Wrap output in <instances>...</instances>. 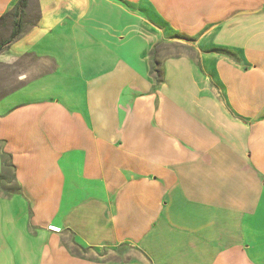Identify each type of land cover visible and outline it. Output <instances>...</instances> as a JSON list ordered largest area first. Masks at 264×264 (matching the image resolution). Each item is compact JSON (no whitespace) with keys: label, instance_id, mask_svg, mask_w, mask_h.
<instances>
[{"label":"crops","instance_id":"obj_1","mask_svg":"<svg viewBox=\"0 0 264 264\" xmlns=\"http://www.w3.org/2000/svg\"><path fill=\"white\" fill-rule=\"evenodd\" d=\"M0 62V264H264V0H29Z\"/></svg>","mask_w":264,"mask_h":264},{"label":"rangeland","instance_id":"obj_2","mask_svg":"<svg viewBox=\"0 0 264 264\" xmlns=\"http://www.w3.org/2000/svg\"><path fill=\"white\" fill-rule=\"evenodd\" d=\"M32 19H35V13H33ZM30 16V17H31ZM11 18H0V45L5 44L10 39L9 27L11 24ZM184 53V51L180 50L179 47H170V46H162L157 49L155 56L153 57L154 62L157 64L153 66V71H157L161 69V60L166 58L167 56L176 55ZM34 64V59H28L24 62L26 64ZM23 64L20 62L15 63L14 65H5L0 62V99L6 95L7 93L13 91L19 84L17 82L18 75L22 71ZM7 172V171H6ZM5 172V173H6ZM3 178L1 179L0 186L2 187Z\"/></svg>","mask_w":264,"mask_h":264},{"label":"trees","instance_id":"obj_3","mask_svg":"<svg viewBox=\"0 0 264 264\" xmlns=\"http://www.w3.org/2000/svg\"><path fill=\"white\" fill-rule=\"evenodd\" d=\"M28 1L29 0H20L13 12H10V13L6 14L5 16H3V18H11L12 20L14 19L15 22L13 23L14 29H13V32L10 36V39L5 44L0 45V51H2L4 49V47L9 46L11 43L15 42L16 40H18L20 38L21 32H22L23 14H24V10L27 7ZM156 67H157V64H156ZM153 73H155V75H156V78H157L156 80L158 82H161L162 81V74L160 73V71L155 70V71H153ZM4 166H5V172L11 168L9 163H8V158L5 161ZM7 172L5 173L4 176H6ZM2 178L4 179L5 177H0V179H2Z\"/></svg>","mask_w":264,"mask_h":264},{"label":"built area","instance_id":"obj_4","mask_svg":"<svg viewBox=\"0 0 264 264\" xmlns=\"http://www.w3.org/2000/svg\"><path fill=\"white\" fill-rule=\"evenodd\" d=\"M49 230H50V231H53V232H55V233H59V232L61 231L60 229L55 228V227H49Z\"/></svg>","mask_w":264,"mask_h":264}]
</instances>
